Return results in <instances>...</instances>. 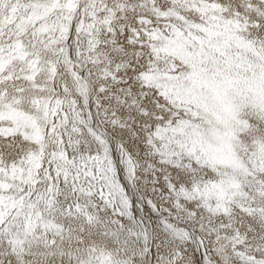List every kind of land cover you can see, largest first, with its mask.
Wrapping results in <instances>:
<instances>
[{
    "label": "snow or ice",
    "instance_id": "snow-or-ice-1",
    "mask_svg": "<svg viewBox=\"0 0 264 264\" xmlns=\"http://www.w3.org/2000/svg\"><path fill=\"white\" fill-rule=\"evenodd\" d=\"M0 264H264V0H0Z\"/></svg>",
    "mask_w": 264,
    "mask_h": 264
}]
</instances>
